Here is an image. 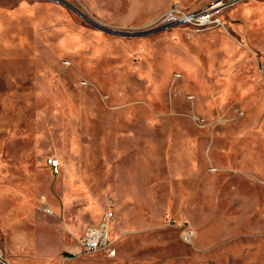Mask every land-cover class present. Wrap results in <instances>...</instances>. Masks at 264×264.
Wrapping results in <instances>:
<instances>
[{
  "label": "rangeland",
  "instance_id": "374dc122",
  "mask_svg": "<svg viewBox=\"0 0 264 264\" xmlns=\"http://www.w3.org/2000/svg\"><path fill=\"white\" fill-rule=\"evenodd\" d=\"M109 209L116 255L66 264H264V0H0V224L77 247Z\"/></svg>",
  "mask_w": 264,
  "mask_h": 264
},
{
  "label": "crops",
  "instance_id": "0c3cea01",
  "mask_svg": "<svg viewBox=\"0 0 264 264\" xmlns=\"http://www.w3.org/2000/svg\"><path fill=\"white\" fill-rule=\"evenodd\" d=\"M105 112L103 114L99 113L98 116L102 121H104V134L101 136V153L104 152V158L109 163V165H116L115 166V172L122 174L121 171H123V146H122V140H123V131L121 124L118 123L120 119H118L120 116H122L121 110L123 109L121 105L117 104H105L103 108H101ZM114 149L113 156L111 155V151ZM27 157H32L31 155H25ZM113 158V160H112ZM59 159V158H58ZM60 161V159H59ZM27 164V163H26ZM25 166V165H24ZM60 167H61V161H60ZM112 167V166H111ZM27 169V165L24 167ZM67 172L68 169L65 167ZM65 171L62 172L61 175H63ZM81 172L80 168L78 173ZM59 182V180H58ZM57 182V183H58ZM80 180L76 178H72V180L69 183V179L64 180V178L60 179L61 188H66L67 190L70 188L71 191H75V187L79 185ZM59 187V183H58ZM253 201L252 205H259L260 199L256 198ZM44 202V201H42ZM89 203V202H88ZM32 203L31 205H33ZM72 204V203H71ZM37 206L36 204H34ZM73 206V205H72ZM36 215H41L45 218L46 221L53 220L52 218H48V213L43 214L41 211H39L38 208H36ZM101 219V218H100ZM1 221V220H0ZM4 221V220H3ZM57 220L54 219V222ZM2 222V221H1ZM88 221L84 225L77 227L78 230L83 229L82 231H85V227L90 225ZM97 222V221H96ZM115 222V221H114ZM0 236H1V245L2 249L4 251L5 256L12 264H66V261H63V253L66 251L76 253L79 249L78 247H75L69 243L67 238V233L64 232L63 234V243L61 248L58 249H48V248H41V249H26L25 245V238L24 233L22 229L15 227L12 224H8L7 222H3L0 224ZM84 227V228H83ZM82 232V234H83ZM81 234V235H82Z\"/></svg>",
  "mask_w": 264,
  "mask_h": 264
},
{
  "label": "built area",
  "instance_id": "2783aa9c",
  "mask_svg": "<svg viewBox=\"0 0 264 264\" xmlns=\"http://www.w3.org/2000/svg\"><path fill=\"white\" fill-rule=\"evenodd\" d=\"M176 11L172 10L168 14L167 20H173V21H178L182 22L180 18L175 14ZM173 16L170 18V16ZM192 15L193 14H189ZM194 20L195 15L193 16ZM197 122L201 124L204 119L197 116ZM47 165L50 167V169L54 173H59L60 171V161L56 157H49L47 159ZM44 211L48 214H52L53 211L52 209L46 205L44 206ZM115 216V213L112 209L107 210L104 215L102 216L101 220L95 225H89L86 227L85 231L83 234L78 238V251L76 253H73L74 255L78 254H92V253H103L107 254L108 256H114L116 255L117 252V247H116V240L112 238V228H111V223L113 222V218ZM0 264H12L7 257L4 254V251L2 249V245L0 242Z\"/></svg>",
  "mask_w": 264,
  "mask_h": 264
},
{
  "label": "bare ground",
  "instance_id": "6f19581e",
  "mask_svg": "<svg viewBox=\"0 0 264 264\" xmlns=\"http://www.w3.org/2000/svg\"><path fill=\"white\" fill-rule=\"evenodd\" d=\"M170 16V15H169ZM194 16V15H193ZM192 15H189V14H185L182 18H180V20L182 21V22H190V21H192V20H194V17H193ZM171 17H173V16H170V18ZM202 19V22H200L199 24H205V23H207V22H209V21H207V19L206 18H201Z\"/></svg>",
  "mask_w": 264,
  "mask_h": 264
},
{
  "label": "water",
  "instance_id": "95a60500",
  "mask_svg": "<svg viewBox=\"0 0 264 264\" xmlns=\"http://www.w3.org/2000/svg\"><path fill=\"white\" fill-rule=\"evenodd\" d=\"M121 34L127 35V33H121Z\"/></svg>",
  "mask_w": 264,
  "mask_h": 264
}]
</instances>
